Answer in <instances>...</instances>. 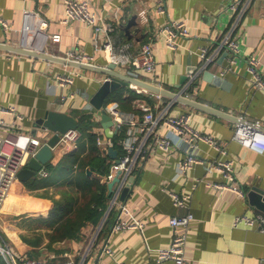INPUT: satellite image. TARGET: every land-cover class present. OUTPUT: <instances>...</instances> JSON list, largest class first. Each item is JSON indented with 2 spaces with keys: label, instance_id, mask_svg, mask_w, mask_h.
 Masks as SVG:
<instances>
[{
  "label": "crops",
  "instance_id": "obj_1",
  "mask_svg": "<svg viewBox=\"0 0 264 264\" xmlns=\"http://www.w3.org/2000/svg\"><path fill=\"white\" fill-rule=\"evenodd\" d=\"M157 4L158 0H91L90 7L97 16L115 23L113 31L104 32L77 19L62 22L63 0H0V16L10 25L8 29L0 25V41L20 44L26 30L29 48L42 47L46 53L62 57L69 49L84 51L93 54V62L104 67L108 61L101 46L106 40L110 39L116 46L127 44L133 53L139 51L143 42L149 41L155 54L153 72L133 73L132 66L115 68L231 115H216L163 94L157 99L142 93L145 95L135 97L130 104L121 103L125 111L139 114L143 113L140 105L144 104L153 106L155 112L163 107H168L172 114L187 111L189 124L221 141L227 151H217L203 142L196 150L203 161L180 172L178 163L186 143L172 134L174 143L165 150L148 135L146 157L125 198L120 197L122 190L118 200L110 203L111 190L106 181L110 167L108 172L99 173L87 166L86 175L97 176V181L106 185L104 206L97 205L101 214L97 221L87 219L74 236L52 239L55 227L77 207L78 183L81 182L77 161L71 168L54 171L63 156L55 150L52 159L44 165L47 174L41 175L38 170L26 181L17 179L0 205V232L20 256V262L25 257H41L61 263L72 260L73 264H173L170 259L158 262L156 249L166 247L176 233L184 231L187 234L184 264H264V231L244 224L234 226L238 214L259 212L264 215V209L255 206L247 195L253 187L262 189L264 194V152L232 138L240 117L257 119L264 127V89L252 87L242 58L237 60L234 70L222 72L228 65L225 49L228 35L240 42L243 58L257 55L259 67L264 71V0H239L233 11L226 6V0H164V12L156 10ZM134 18L136 23L126 29L127 22ZM172 19L185 20L190 32L189 36L178 38L175 49L167 46L163 33L158 36L155 33L160 25ZM42 21L48 23L47 27L41 25ZM54 33L60 35L59 41L52 40ZM202 45L208 47L211 62H205L196 50ZM70 69L79 70L82 75L68 87L59 86L56 74ZM206 69L220 75V83L206 80L203 77ZM189 70L194 73H188ZM185 73L188 79L178 87ZM107 76L109 74L0 48V103L13 106L23 115L15 119L13 115L0 113V118L7 125L35 137L39 128H34L33 124L48 110L65 111L75 117L86 112L92 122L89 131L108 138L100 123L101 111L89 102ZM127 94L128 91L124 97ZM158 124L156 134L168 131L165 124ZM119 131L116 135L123 138L126 129ZM81 140L80 135L75 150ZM109 145L105 146L107 152ZM122 153L121 146L118 154ZM218 158L231 161L243 194L217 190L206 183L225 180L211 166V161ZM172 191L189 194L187 204H175ZM55 199L63 200L56 211ZM121 202L126 203L128 213L120 211ZM187 211L194 217L186 228L170 223L171 216ZM118 217L140 221L143 225L113 229ZM104 245L112 249L111 254L103 249Z\"/></svg>",
  "mask_w": 264,
  "mask_h": 264
},
{
  "label": "built area",
  "instance_id": "obj_2",
  "mask_svg": "<svg viewBox=\"0 0 264 264\" xmlns=\"http://www.w3.org/2000/svg\"><path fill=\"white\" fill-rule=\"evenodd\" d=\"M239 0H226V6L233 11L237 8ZM91 0H63L62 22H69L70 20H81L86 24L92 25L96 31L102 30L104 32L113 31L115 23L104 20L97 16L90 7ZM158 12L165 11L164 0H158L156 5ZM0 25L4 29L9 28V22L0 16ZM42 26L47 27L48 23L42 21ZM156 36L163 33L167 46L175 49L177 40L180 36H189V26L183 19L169 20L160 25L156 30ZM52 40L59 41V34H52ZM225 49L227 50L228 65L226 70H234V65L239 58L244 59V64L251 76L252 87L264 89V71L259 67L260 59L257 55L252 54L247 58H243V52L240 49V42L238 39L230 38L229 35L225 38ZM102 51L108 62L114 63L115 67H130L133 73L140 70L153 72L155 68V54L152 50V45L149 41L143 42L137 53L130 52L128 45L116 46L110 39L106 40L101 46ZM198 53L204 58L205 62H211L212 56L208 55V47L198 46ZM67 59H75L82 62H93L94 55L84 53V51L69 49L65 52ZM123 72V71H122ZM126 73V72H123ZM129 74V73H128ZM82 72L76 69L59 72L55 76L56 83L61 87H68L74 83L77 76H81ZM109 76H107L108 78ZM106 79V78H105ZM130 88L135 89L139 93H146L160 99L162 95L154 93L148 89L140 88L135 84L129 83ZM65 98V94H62ZM143 113L124 110L120 107L118 100H110L102 105L112 117L111 130L117 128L118 130L126 129L124 137L119 140L118 144L122 146L123 153L118 154L116 158L111 159L110 171L107 174L106 181H111L114 177H118L112 185L110 192V203L114 204L118 199V195L128 183H132L129 177L135 176L136 171L142 165L143 159L146 157L147 146L145 141L148 135L154 139L153 142L160 148L169 150L174 141L172 134L177 136L180 140L186 143V150L181 154L178 169L180 172L185 171L193 166L195 163L203 161L196 153V150L201 143L206 142L214 149L221 152H226V148L221 141L215 139L212 135L201 132L193 128L188 122V112L181 111V113L172 114L168 111V107H163L158 112L154 111L153 106L149 104L140 105ZM0 113L10 114L14 118H22L23 115L11 105L0 103ZM165 124L168 131L161 134H156L155 130L158 123ZM236 127L232 138L240 141L242 144L264 152V127L259 120H248L245 117H240L236 121ZM58 132L59 138L53 145V153L59 150L63 155L72 151L77 147L81 132L78 128H71L66 132L50 130L40 127L36 136H32L29 132L15 128L12 125H7L3 118H0V205L11 188L14 181L17 180V172L20 168L26 165L29 158L33 157L43 143L54 133ZM44 135L43 137H40ZM96 142L104 149L111 143V137H101L97 133ZM106 146V147H105ZM148 155V154H147ZM54 156V155H53ZM118 159V160H116ZM211 166L221 173L225 180L219 182L207 181L206 183L215 189H226L239 194H243V188L236 182L233 165L228 159H215L211 161ZM41 175H46L47 171L43 168L40 170ZM175 204L183 206L189 200V194H178L171 192ZM120 211L128 213L129 208L125 202L120 203ZM194 215L190 211L183 213V215H173L170 218V223L173 226L186 228ZM244 224L253 229L264 231V215L257 212L256 214L242 213L234 218V226ZM142 222L126 220L118 217L113 225V229H125L129 227H142ZM187 234L183 231L176 233L172 241L166 247H159L156 249L158 262L170 259L173 264H184L185 262V245ZM103 249L108 253H112V249L104 245ZM0 253L5 257L9 264H73L72 260L67 262L48 261L41 257H25L23 262H20V256L16 253L12 245L0 235ZM100 264V263H97Z\"/></svg>",
  "mask_w": 264,
  "mask_h": 264
},
{
  "label": "water",
  "instance_id": "obj_3",
  "mask_svg": "<svg viewBox=\"0 0 264 264\" xmlns=\"http://www.w3.org/2000/svg\"><path fill=\"white\" fill-rule=\"evenodd\" d=\"M135 18L131 19L127 22L125 25L126 29H129V27L133 24H135ZM26 30H24V35L22 37V40L20 44H11L4 41H0V48L12 51V52H19L23 54L28 55H35L39 57H43L48 60H56L59 62H62L66 65H72L74 67L84 69V70H91V71H97L103 74H109V77L103 80L99 86L96 88L97 90L90 96L89 102L92 104L93 107L99 109L101 111V118L100 123L104 128L105 135L108 137H112L114 133L118 131L117 128H114L111 130L112 127V117L111 115L105 111V109L102 108V105L105 103V100L107 96L116 88L120 86H127L129 83L135 84L136 86L140 88L148 89L154 93L165 95L170 98H173L177 101H182L188 105H192L197 108H202L208 112H211L213 114H218L223 117H231V115L221 109H216L210 105L204 104L202 102H198L190 97H187L183 95L182 93L171 91L167 88H161L158 85H155L153 83H150L148 81H145L144 79L141 80L139 78H136L128 73H123L120 70H117L115 68L114 63L108 62L106 66H100L95 63L91 62H82L75 59H67L62 56H58L55 54H48L45 51H43L42 47H39L38 49H32L26 46ZM188 73H194L190 70ZM188 73L183 74L180 77L179 83L177 84L178 87L182 83H184L188 79ZM203 77L213 82L214 84L220 83L222 80L221 76L218 74H214L209 69H206ZM198 80H195V83H198ZM34 128H40L44 127L50 130L60 131V132H66L67 130L71 128H78V121L77 117H75L72 113L69 114L65 111L60 110H48L42 117L38 118L35 123L33 124ZM39 135V134H37ZM44 135L40 134V137H43ZM59 138L58 132H54L45 143L41 145V147L38 149V151L35 153V155L28 159L26 162V165L22 168H20L17 172V179H20L22 181L28 180L30 177H34L36 172L44 167L46 163H48L54 153H53V145L56 143V141ZM108 155H110L113 158H116L118 156V150L113 145H109L108 147ZM118 160V159H116ZM89 172V170H88ZM134 178L131 176L129 177L130 182H134ZM115 181H118V177H114L111 181L108 183V189L111 190L112 185ZM132 183H128L126 185L121 193V198H125L127 195ZM262 189L258 187H253L247 192V195L251 198V202L256 206L260 207L261 209H264V194H262Z\"/></svg>",
  "mask_w": 264,
  "mask_h": 264
},
{
  "label": "trees",
  "instance_id": "obj_4",
  "mask_svg": "<svg viewBox=\"0 0 264 264\" xmlns=\"http://www.w3.org/2000/svg\"><path fill=\"white\" fill-rule=\"evenodd\" d=\"M128 94L124 97L125 93ZM145 94H140L136 90L128 86H120L113 90L106 98L105 103L110 100H118L119 104L128 103L138 96H144ZM78 129L81 132L82 140L80 146L72 152L65 153L59 160L58 164L55 166L54 171H59L61 169L71 168L72 164L77 161V172L81 174V179L78 183L80 187V192L83 193L82 197L84 200L79 201L78 196H76V205L74 211L71 215H68L60 222L58 226L55 227L53 233H51L52 239L57 237H72L79 230L80 226L87 220L97 221L99 215L101 214L100 206H104V197L106 191V185L97 181V176H92L89 178L86 175V167H90V170H96L99 173H106L109 171L111 157L108 155L107 149L101 147L96 142V132L90 130L92 122L89 120V115L86 112H81L78 117ZM123 130V129H122ZM119 131V132H122ZM123 136V135H122ZM118 138L120 134L116 133L111 137L110 145L117 148L118 152L121 145L118 144ZM122 138V137H121ZM120 138V139H121ZM104 149V152H103ZM47 166L50 167L48 164ZM68 200V199H67ZM63 200L55 199V211L59 209L62 205ZM72 208V202L69 205V209ZM53 211V213H55ZM3 238L7 240L5 235L0 232ZM23 261V260H22ZM0 264H9L5 257L0 253Z\"/></svg>",
  "mask_w": 264,
  "mask_h": 264
},
{
  "label": "rangeland",
  "instance_id": "obj_5",
  "mask_svg": "<svg viewBox=\"0 0 264 264\" xmlns=\"http://www.w3.org/2000/svg\"><path fill=\"white\" fill-rule=\"evenodd\" d=\"M71 192H73V191H71ZM82 196H83V193L82 192L78 193V200L79 201L84 200L85 197H82Z\"/></svg>",
  "mask_w": 264,
  "mask_h": 264
}]
</instances>
